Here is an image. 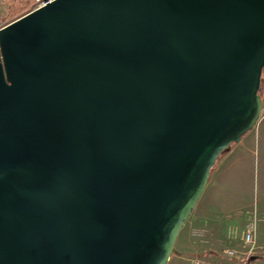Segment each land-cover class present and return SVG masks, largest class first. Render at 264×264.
Returning a JSON list of instances; mask_svg holds the SVG:
<instances>
[{
  "label": "water",
  "instance_id": "water-1",
  "mask_svg": "<svg viewBox=\"0 0 264 264\" xmlns=\"http://www.w3.org/2000/svg\"><path fill=\"white\" fill-rule=\"evenodd\" d=\"M264 0H44L0 30V264H168L255 129Z\"/></svg>",
  "mask_w": 264,
  "mask_h": 264
},
{
  "label": "rangeland",
  "instance_id": "rangeland-1",
  "mask_svg": "<svg viewBox=\"0 0 264 264\" xmlns=\"http://www.w3.org/2000/svg\"><path fill=\"white\" fill-rule=\"evenodd\" d=\"M42 3L40 0H0V25L5 27ZM261 96L264 104V80ZM222 157L224 155L218 163ZM217 170L218 166L211 172L199 203L184 223L168 264H190L197 256L218 262H235L226 252L235 250L241 254L248 249L244 239L250 222V208L238 207L237 213H231L220 206L218 187L221 180ZM252 255L264 256V248L256 245Z\"/></svg>",
  "mask_w": 264,
  "mask_h": 264
},
{
  "label": "crops",
  "instance_id": "crops-1",
  "mask_svg": "<svg viewBox=\"0 0 264 264\" xmlns=\"http://www.w3.org/2000/svg\"><path fill=\"white\" fill-rule=\"evenodd\" d=\"M216 166L221 180L220 206L231 213H237L238 207H249V223L256 224V245L264 248V115L255 129L234 144ZM250 264H264V257Z\"/></svg>",
  "mask_w": 264,
  "mask_h": 264
},
{
  "label": "built area",
  "instance_id": "built-area-1",
  "mask_svg": "<svg viewBox=\"0 0 264 264\" xmlns=\"http://www.w3.org/2000/svg\"><path fill=\"white\" fill-rule=\"evenodd\" d=\"M44 4V3H43ZM4 28V26L0 25V30ZM255 235H256V224L254 223H249L248 226L246 227V234H245V244L248 246L247 250L241 252L239 254L235 250H228L226 252L227 256L230 259H235V262H218V261H213L210 259H207L205 257H194L191 261L190 264H248L249 260L252 256V253H254V250L256 249V242H255Z\"/></svg>",
  "mask_w": 264,
  "mask_h": 264
},
{
  "label": "trees",
  "instance_id": "trees-1",
  "mask_svg": "<svg viewBox=\"0 0 264 264\" xmlns=\"http://www.w3.org/2000/svg\"><path fill=\"white\" fill-rule=\"evenodd\" d=\"M263 80H264V65H263V67H262V69H261L260 83H259V85H258V94H259L260 96H261V92H262V90H263ZM261 97H262V96H261ZM262 100H263V97H262ZM232 146H233V145H231L228 149L224 150V151L219 155V157L216 159V161H215V163H214V166H213V168H212V171H213L214 168L216 167V165H217V163H218V159H219L222 155L226 154V153L230 150V148H231ZM261 257H264V256H258V255H255V256L251 257L250 260H249V263H248V264H250L251 262H253V261H255L256 259H259V258H261Z\"/></svg>",
  "mask_w": 264,
  "mask_h": 264
},
{
  "label": "flooded vegetation",
  "instance_id": "flooded-vegetation-1",
  "mask_svg": "<svg viewBox=\"0 0 264 264\" xmlns=\"http://www.w3.org/2000/svg\"><path fill=\"white\" fill-rule=\"evenodd\" d=\"M40 1L44 3V0H40ZM43 3H42V4H40V5H39V7H40V6H42V5H43ZM39 7H38V8H39Z\"/></svg>",
  "mask_w": 264,
  "mask_h": 264
}]
</instances>
